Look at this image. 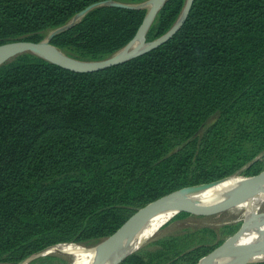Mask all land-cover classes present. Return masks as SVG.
Masks as SVG:
<instances>
[{"label": "trees", "instance_id": "1", "mask_svg": "<svg viewBox=\"0 0 264 264\" xmlns=\"http://www.w3.org/2000/svg\"><path fill=\"white\" fill-rule=\"evenodd\" d=\"M99 1L109 0H0V44L41 41ZM185 4L168 0L148 41ZM147 12L99 7L52 43L101 60ZM263 151L264 0H194L169 41L98 72L20 54L0 66V264L59 243L98 244L152 201L234 175ZM263 169L264 158L241 174ZM205 216L177 214L120 264H198L239 227L189 223Z\"/></svg>", "mask_w": 264, "mask_h": 264}, {"label": "water", "instance_id": "2", "mask_svg": "<svg viewBox=\"0 0 264 264\" xmlns=\"http://www.w3.org/2000/svg\"><path fill=\"white\" fill-rule=\"evenodd\" d=\"M167 1L168 0H148V12L135 36L122 49L107 58L93 61L79 60L66 54L63 50L54 45L52 40L57 34L74 26L89 12L96 8L112 6L128 9H140L144 8L143 5L137 3H125L115 0L92 3L79 11L68 24L54 29L45 39L41 41L16 40L0 44V66L23 53H33L34 55L41 57L52 64L79 73L98 72L117 65H121L163 45L169 41L182 27L189 15L194 0H186L185 7L179 19L168 32L152 41H148V32ZM263 155L264 153L258 156L255 161L259 160ZM239 179L241 180V183L217 201L204 202L200 197H198L207 190L217 187L226 181ZM262 191H264V171L255 175H243L238 173L216 181L179 188L173 192L161 196L160 198L141 208L115 233L102 240L97 245L99 247V253L93 264H120L126 257L140 249L146 242L154 237L166 223H168L181 212L216 215L225 208L236 207L235 204ZM263 203L264 201L260 203L259 207L254 212H252L249 217H245L243 225L247 219L249 221H253L254 219L264 220V217H260L259 213ZM162 213H171V216L154 235H152L143 243L139 244L137 247L127 250L117 259L111 262V257L113 254L127 240L133 238L151 219ZM243 225L238 231L224 240V242L212 252L200 259L198 264H210V262H216L219 258L225 255H228L229 257H234L238 254L244 255L243 253H236V251L230 252L231 248L237 243L238 240L241 239V230ZM61 244L66 243H59L41 249L36 253L29 255L18 264H29L38 258L53 255L57 252L65 253L60 250H56V248ZM207 258L209 259L206 260ZM257 262H264V259H250L243 262L242 264H251ZM69 264H73V262Z\"/></svg>", "mask_w": 264, "mask_h": 264}, {"label": "bare ground", "instance_id": "3", "mask_svg": "<svg viewBox=\"0 0 264 264\" xmlns=\"http://www.w3.org/2000/svg\"><path fill=\"white\" fill-rule=\"evenodd\" d=\"M241 183V180L226 181L217 187L207 190L205 193L199 195L204 202H214L222 198L226 193L237 187ZM264 201V191L255 194L237 204L236 207L245 210V217H249ZM171 213H162L151 219L145 227L137 233L133 238L127 240L111 257V262L117 259L121 254L131 248L137 247L154 235L160 227L170 218ZM245 228L243 229V227ZM241 230V239L231 248V251L236 253H243L244 255L238 254L234 257L225 255L219 258L216 262H210V264H242L243 262L252 259L255 256L263 255L257 253L262 247L264 248V221L254 219L253 221H245ZM63 249H71L76 255L73 260V264H93L98 253L99 247H83L79 244L66 243L59 245L56 250L62 251ZM64 252V251H62ZM207 258L206 260H208ZM205 260V261H206Z\"/></svg>", "mask_w": 264, "mask_h": 264}, {"label": "rangeland", "instance_id": "4", "mask_svg": "<svg viewBox=\"0 0 264 264\" xmlns=\"http://www.w3.org/2000/svg\"><path fill=\"white\" fill-rule=\"evenodd\" d=\"M137 4L143 5L144 9L148 10V8H149L148 0H146L144 2L137 3ZM180 148H181V146L179 145L176 147V150H179ZM263 153H264V151L261 154H259L258 156L262 155ZM263 158H264V155L260 158V160ZM255 159L251 163H253L255 161ZM251 163H249V164H251ZM249 164L247 166H245L244 168L240 169L236 174H238V173L241 174L242 170L245 169L246 167H248ZM262 171H264V169ZM259 213H260V217H264V203L262 204ZM203 219H204V221L189 222V223L190 224L199 223V224H203V225H222V224H226V223H235L237 225L239 224V227L237 229V231H238L241 228V226L243 225V222L245 219V210L241 209L239 207H229V208H225V209L221 210L216 215H206L205 218H203ZM203 219H201V220H203ZM261 221H264V220H261ZM244 228H245V226H244ZM98 244L92 245L90 247H95ZM83 247L86 248L87 246H83ZM62 251H64L65 253L57 252V253L53 254V255H56L58 257L56 260L53 261V263L54 264H69V263L73 262L76 253L71 249H63ZM262 252H264V248L261 247L257 253H262Z\"/></svg>", "mask_w": 264, "mask_h": 264}]
</instances>
